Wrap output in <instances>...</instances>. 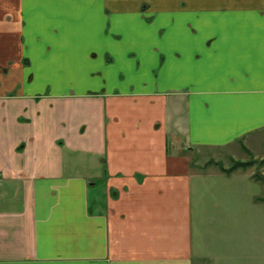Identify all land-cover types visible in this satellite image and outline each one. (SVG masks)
I'll return each instance as SVG.
<instances>
[{
	"label": "crops",
	"instance_id": "0c3cea01",
	"mask_svg": "<svg viewBox=\"0 0 264 264\" xmlns=\"http://www.w3.org/2000/svg\"><path fill=\"white\" fill-rule=\"evenodd\" d=\"M250 157L264 0H0V264H264Z\"/></svg>",
	"mask_w": 264,
	"mask_h": 264
},
{
	"label": "rangeland",
	"instance_id": "374dc122",
	"mask_svg": "<svg viewBox=\"0 0 264 264\" xmlns=\"http://www.w3.org/2000/svg\"><path fill=\"white\" fill-rule=\"evenodd\" d=\"M262 159L263 158L256 160L253 157H250L245 162L252 161V164L246 169H238V170H248L249 168H251L250 172L253 174L252 176L254 178L264 177V171H263L264 165L259 164ZM192 162L193 163H203L206 161H205V157H202L200 154H196V152H194V155H192ZM235 162H241V161L232 160L229 163L230 165L229 167H231ZM211 163L215 164L220 169V168H223V165L228 164V161L226 159H223L218 162V161H214L213 159H210L208 163L206 164H211ZM234 238H235L234 245H235L236 251H240L241 253L246 251V247H249V244L252 243V241L254 240L253 237L250 236V234H246L243 236L236 234ZM227 264H231V263L227 262Z\"/></svg>",
	"mask_w": 264,
	"mask_h": 264
},
{
	"label": "trees",
	"instance_id": "16d2710c",
	"mask_svg": "<svg viewBox=\"0 0 264 264\" xmlns=\"http://www.w3.org/2000/svg\"><path fill=\"white\" fill-rule=\"evenodd\" d=\"M251 164H252V161H249V162H235L230 168H228V169L220 168V170L223 171L224 173L229 174V173H231L233 171H236L238 169H246ZM259 164L264 165V158L260 161ZM256 179L259 180L261 183L264 184V177H259V178H256Z\"/></svg>",
	"mask_w": 264,
	"mask_h": 264
}]
</instances>
